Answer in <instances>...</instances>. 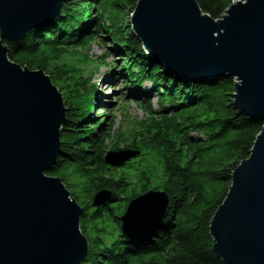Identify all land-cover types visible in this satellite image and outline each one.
<instances>
[{"label": "trees", "instance_id": "1", "mask_svg": "<svg viewBox=\"0 0 264 264\" xmlns=\"http://www.w3.org/2000/svg\"><path fill=\"white\" fill-rule=\"evenodd\" d=\"M235 1L195 0L214 20ZM137 2L64 0L49 25L30 29L15 42L0 40L11 62L43 72L61 94L60 154L45 175L59 179L81 209L79 230L87 241L81 264H223L212 249L210 223L264 124L234 104V78L189 82L146 52L129 25ZM98 33H105L103 43L122 63L125 80L118 88H138L147 81L161 108L154 112L150 100L141 103L146 118L120 141L112 140L115 116L102 115L104 120L93 123L98 117L91 116L95 90L90 75L67 60ZM96 69L97 63L92 72ZM163 100L168 107L162 108ZM109 148L140 156L126 167L112 168L104 162ZM149 189L167 194L163 224L150 242L129 243L120 235L119 217L129 201ZM103 191L109 193L107 201L92 206Z\"/></svg>", "mask_w": 264, "mask_h": 264}, {"label": "water", "instance_id": "2", "mask_svg": "<svg viewBox=\"0 0 264 264\" xmlns=\"http://www.w3.org/2000/svg\"><path fill=\"white\" fill-rule=\"evenodd\" d=\"M152 1L139 0L130 16L144 50L168 69H174L171 62L182 70L216 73L213 79L234 78V104L264 124V0L235 1L218 20L203 14L195 0ZM63 2L0 0V37L15 42L30 29L49 25ZM137 17L144 24L133 23ZM64 113L49 78L11 62L0 40V264H81L86 256L80 207L59 179L45 175L60 154ZM135 156L109 152L104 162L121 167ZM108 197L100 192L92 206ZM167 203L156 191L131 200L119 217L121 233L147 242ZM209 232L223 264H264V125L249 157L233 172Z\"/></svg>", "mask_w": 264, "mask_h": 264}, {"label": "rangeland", "instance_id": "3", "mask_svg": "<svg viewBox=\"0 0 264 264\" xmlns=\"http://www.w3.org/2000/svg\"><path fill=\"white\" fill-rule=\"evenodd\" d=\"M88 22L89 20L87 21V25L89 24ZM104 36L105 33H98L97 37L95 36L96 38H94L93 41L88 42L86 47L79 48V52H77L76 57H68L67 60L74 65L76 64L79 68L83 66L84 75L89 73L91 77L89 83L94 87L95 94L97 93L96 96L99 100L91 108L92 118L98 117L97 121L93 123L104 120L102 117V115H106L104 110L113 109L112 114L116 115L117 117L115 119V135L112 137V140L120 141L128 137L130 131L136 127V120L141 119L143 116L141 109L136 105L138 100H136L133 95L132 97L127 96V93L131 91L132 94H137L142 90V92H146L149 89V83L144 82L143 85H140L138 91L133 90L134 88L128 89L127 86L118 89V87L121 86L125 80L123 73H121V70L123 69L121 66L122 63L120 62L117 55H114L111 53V51H109L107 44L103 43ZM84 54L87 56V59L82 58V55ZM98 57L103 62V64L106 63L109 65H101L98 72H92L95 64L99 63ZM155 58L158 61L160 60L158 57ZM80 60L83 62V65ZM166 70L171 72L175 71L172 68H166ZM117 97H124L127 99L128 104L125 106V110L120 108L122 105L119 104ZM95 99L96 98L94 97V100ZM151 103L152 106H157L154 96L151 97ZM112 140L108 142V144L113 143ZM108 151H111L110 148ZM103 197L104 195L101 198Z\"/></svg>", "mask_w": 264, "mask_h": 264}, {"label": "bare ground", "instance_id": "4", "mask_svg": "<svg viewBox=\"0 0 264 264\" xmlns=\"http://www.w3.org/2000/svg\"><path fill=\"white\" fill-rule=\"evenodd\" d=\"M139 1V0H138ZM154 1H159V0H154ZM154 1H152V2H154ZM146 1H142L141 2V6H139V10L141 11V8H142V3H145ZM138 14H140L139 13V11H138ZM141 15V14H140ZM139 16V15H138ZM138 19H139V17H137V19H135V21H133V23L135 22V24L137 23L138 24ZM140 20V19H139ZM143 22V23H142ZM140 24H144V21L143 20H140ZM130 27H131V30H132V32L134 33V29H132V24H130ZM137 29H138V26H137ZM170 65H172L173 67H174V69H175V71L174 72H172V73H174V74H176V75H178L180 78H183L184 80H187V81H189V82H199V81H204V80H210V79H213L212 77L213 76H216V73H212V72H202V71H192V70H182V69H180L179 67H177V66H175L174 64H172L171 62L169 63ZM106 65V64H105ZM151 87H149V89L146 91V92H141V93H139L138 95H136V94H132V93H127L128 95H130V97H132V95L134 96V97H138V98H140V97H143L144 95H146V94H149L150 93V91H151ZM95 95H97V93L95 94ZM152 96H154V95H152V93H151V95H150V97H148L147 99H146V102L148 101V100H150V105H151V109H152V103H151V97ZM155 97L156 98H158L157 97V95L155 94ZM165 100V99H164ZM162 101L161 102V106H162V108H166V107H168L169 106V102L168 101ZM99 101V100H98ZM119 101V104L120 105H122L121 103H120V100H118ZM138 102L140 103V105H141V103H143L140 99L138 100ZM146 102H144L143 104H145ZM159 102H157V104H158ZM159 105V104H158ZM123 106V108H125V106L124 105H122ZM105 112H106V110H105ZM107 114V113H106ZM154 115V114H153ZM111 151H113V150H111ZM110 151V152H111ZM120 151H128V150H120ZM114 152H119V151H114ZM107 153H109V151H107ZM135 153H137V152H135ZM59 155V154H58ZM57 155H55V157H56ZM140 156V154L139 153H137V156H135L134 158H130V160H128L127 162H125V164L123 165V166H121V167H112V168H123V167H126L127 166V164H129L130 162H132L133 160H135V159H137L138 157ZM55 157H54V159H55ZM53 159V160H54ZM52 163H53V161H52ZM51 163V164H52ZM48 170V168H41V170ZM149 191H156V192H160V193H164L166 196H167V194L164 192V191H161V190H156V189H149L147 192H149ZM146 192V193H147ZM146 193H144V194H146ZM144 194H142V195H144ZM142 195H139V196H137L136 198H138V197H140V196H142ZM71 198V197H70ZM168 198V197H167ZM72 199V198H71ZM133 200V199H132ZM76 202V201H75ZM130 202V201H129ZM129 202L127 203V205L129 204ZM77 203V202H76ZM143 204V203H142ZM168 204H169V199H168V203H167V209H168ZM69 207H72V208H74V206H70V205H68ZM79 206V205H78ZM126 208H127V206H126ZM126 208H125V210H126ZM142 209V208H141ZM167 209H166V212H167ZM75 210H76V208H75ZM138 210H140V209H138ZM77 212H78V210H76V214H77ZM125 212V211H124ZM140 212V211H139ZM166 212H165V215H166ZM124 214V213H123ZM133 214H134V212H133ZM165 215H164V218H165ZM123 216V215H122ZM121 217V216H120ZM135 217V216H134ZM131 218V217H130ZM133 218V217H132ZM164 218H163V220H162V223H161V225H159V228L155 231V233H154V236L152 237V238H150L147 242H150L154 237H155V235H156V233H157V231L160 229V227L162 226V224H163V221H164ZM135 219V218H134ZM133 219V220H134ZM120 226H121V223H120ZM120 235L121 236H123L125 239H127L128 241H129V243H135L134 241H131L129 238H127L125 235H123L122 233H121V231H120ZM147 242H144V243H147ZM135 244H139V243H135ZM142 244V243H141Z\"/></svg>", "mask_w": 264, "mask_h": 264}]
</instances>
